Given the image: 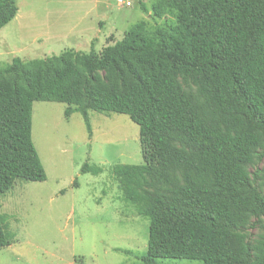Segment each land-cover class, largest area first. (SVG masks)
Wrapping results in <instances>:
<instances>
[{
	"label": "trees",
	"instance_id": "16d2710c",
	"mask_svg": "<svg viewBox=\"0 0 264 264\" xmlns=\"http://www.w3.org/2000/svg\"><path fill=\"white\" fill-rule=\"evenodd\" d=\"M150 10L174 23L140 21L100 53L91 45L0 63V195L17 180H46L33 103L65 104L88 139L89 112L123 114L138 126L142 163L110 173L149 222L140 264H264V169L255 167L264 160V0H155ZM17 12L16 0H0V30ZM14 241L0 213V248Z\"/></svg>",
	"mask_w": 264,
	"mask_h": 264
},
{
	"label": "rangeland",
	"instance_id": "374dc122",
	"mask_svg": "<svg viewBox=\"0 0 264 264\" xmlns=\"http://www.w3.org/2000/svg\"><path fill=\"white\" fill-rule=\"evenodd\" d=\"M140 1L147 12L139 0H16L17 15L0 30V63L42 59L66 50L87 53L91 45L100 53L140 21L150 29L174 23L170 16L151 18L155 0ZM178 80L185 90L196 92L191 80ZM66 107L33 103L31 138L46 180H17L0 195V213L8 216L15 234L12 245L0 248V264H140L149 222L122 201L110 173L117 164L142 163L138 126L123 114L89 112L88 139L80 114L64 118ZM85 163L100 168L101 174H82ZM255 167L264 169V160Z\"/></svg>",
	"mask_w": 264,
	"mask_h": 264
},
{
	"label": "built area",
	"instance_id": "2783aa9c",
	"mask_svg": "<svg viewBox=\"0 0 264 264\" xmlns=\"http://www.w3.org/2000/svg\"><path fill=\"white\" fill-rule=\"evenodd\" d=\"M126 5L130 6V3H126Z\"/></svg>",
	"mask_w": 264,
	"mask_h": 264
}]
</instances>
